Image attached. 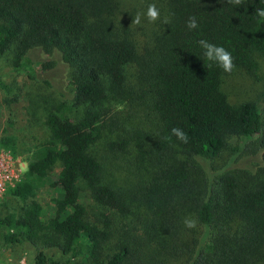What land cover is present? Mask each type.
<instances>
[{
  "label": "trees",
  "instance_id": "1",
  "mask_svg": "<svg viewBox=\"0 0 264 264\" xmlns=\"http://www.w3.org/2000/svg\"><path fill=\"white\" fill-rule=\"evenodd\" d=\"M147 2L145 8L163 4L165 17L142 56L118 17L122 0H0V53L11 50L10 69L36 79L29 52L56 54L70 87L69 102L46 106V139L8 189L28 203L0 217V241L33 246L30 264H264V102L231 103L221 89L233 70L255 74L261 65L264 97V18L255 13L264 0L237 6L227 0ZM190 16L197 29L186 27ZM200 39L227 49L234 69L226 73L209 62ZM51 65L39 62L41 70ZM111 102L126 104L133 111L127 117L151 119L136 124L132 137L110 139ZM173 127L187 133V143L171 134ZM103 141L109 153L131 150L142 170L135 248L133 236H124L106 252L111 218L133 212L92 150ZM0 146L13 152L12 137L1 138ZM225 147L232 158L258 153L260 164L206 174L191 169L190 160L211 161ZM55 165L53 213L42 222L33 197ZM83 192L105 210L100 221L87 216ZM186 217L196 219L195 228L185 227ZM0 264L19 263L0 254Z\"/></svg>",
  "mask_w": 264,
  "mask_h": 264
},
{
  "label": "rangeland",
  "instance_id": "2",
  "mask_svg": "<svg viewBox=\"0 0 264 264\" xmlns=\"http://www.w3.org/2000/svg\"><path fill=\"white\" fill-rule=\"evenodd\" d=\"M122 6L119 8L118 17L124 21L129 32L134 37L139 52L147 55L152 48L153 34L161 30L162 19L165 17V8L161 4L159 8L160 18L155 22H149L143 15L147 8L144 4L147 0H122ZM137 13L141 14V24L132 23L133 17ZM11 50L0 53V139L5 136H11L14 141L13 152L0 146V149L8 152L12 161L23 169L24 165L31 157V153L38 144L46 139V129L43 124L44 110L46 106L53 102H69L68 93L70 87L67 83V69L56 54L46 56L38 50H32L28 56L32 60L33 67L36 70L38 78L29 79L23 71L15 72L10 69ZM49 60L52 65L47 70H41L39 62ZM137 66L135 64L128 67L129 85L134 83V76ZM263 72L260 68L255 74L245 72L241 69L233 70L229 75L223 77L221 89L227 95L231 103H238L243 100H252L260 105L264 102L261 95L263 83L259 79ZM4 86V87H3ZM60 92L64 96H60ZM263 106V105H261ZM109 111L106 117V136L110 139L119 137H132L136 124L144 125L151 116H145L138 119L133 115V111L124 103H113L109 105ZM110 130V132L108 131ZM103 142H98L92 150L102 161L106 169V176L115 182L125 194V199L130 203L131 212L125 217L117 216L111 218V241L106 244V252L111 248L116 239L120 240L124 236H133L132 248L136 247V237L138 233L139 216L137 198L139 197L137 176L142 170L136 167L133 162L134 153L127 150L125 153H109ZM179 157V155H178ZM182 157V156H181ZM228 149L225 147L219 155L211 161H200L198 159L190 160L191 169L198 172H215L223 170H252L254 166L260 164V155L248 152H242L235 158H230ZM23 171V170H22ZM58 165H55L49 173L47 182L35 191L33 197L41 208L42 222L53 213L52 198L56 195V189L50 186V182L56 180ZM80 201L86 208L87 216L94 221L101 220V214L105 212L99 205L93 203L86 195L82 193ZM28 203L21 202L18 198L9 193L8 189L0 194V217L19 212L24 205ZM33 246L25 242L4 246L0 241V254L19 264H30L33 257Z\"/></svg>",
  "mask_w": 264,
  "mask_h": 264
},
{
  "label": "clouds",
  "instance_id": "3",
  "mask_svg": "<svg viewBox=\"0 0 264 264\" xmlns=\"http://www.w3.org/2000/svg\"><path fill=\"white\" fill-rule=\"evenodd\" d=\"M227 2L235 6L242 4V0H227ZM255 13L258 17L264 18V8L255 9ZM143 15L147 18L149 22H155L160 18V11L156 7L155 3H152L148 5L147 11ZM132 23L136 25L141 24L140 13H137L136 16L133 17ZM186 27L189 30H194L199 27L198 21L195 16H190L188 18L186 22ZM198 44L204 50V56L209 62H215L226 73H230L234 69L235 65L233 63L232 54L223 46L216 45L205 39H200L198 41ZM208 66L211 67V63ZM170 131L171 134L174 135L181 142L187 143L188 135L182 129L178 127H173ZM22 170L27 171V165H24ZM183 223L187 228H195L197 225L196 219L191 217H186Z\"/></svg>",
  "mask_w": 264,
  "mask_h": 264
},
{
  "label": "built area",
  "instance_id": "4",
  "mask_svg": "<svg viewBox=\"0 0 264 264\" xmlns=\"http://www.w3.org/2000/svg\"><path fill=\"white\" fill-rule=\"evenodd\" d=\"M22 172L12 161L10 154L0 149V194L13 187Z\"/></svg>",
  "mask_w": 264,
  "mask_h": 264
}]
</instances>
